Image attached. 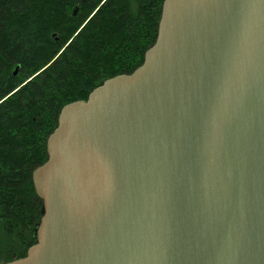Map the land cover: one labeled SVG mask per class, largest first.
<instances>
[{"label": "water", "instance_id": "1", "mask_svg": "<svg viewBox=\"0 0 264 264\" xmlns=\"http://www.w3.org/2000/svg\"><path fill=\"white\" fill-rule=\"evenodd\" d=\"M46 153L35 242L0 264H264V0H163Z\"/></svg>", "mask_w": 264, "mask_h": 264}, {"label": "trees", "instance_id": "2", "mask_svg": "<svg viewBox=\"0 0 264 264\" xmlns=\"http://www.w3.org/2000/svg\"><path fill=\"white\" fill-rule=\"evenodd\" d=\"M162 1L0 0V263L35 242L31 173L61 107L141 64Z\"/></svg>", "mask_w": 264, "mask_h": 264}, {"label": "rangeland", "instance_id": "3", "mask_svg": "<svg viewBox=\"0 0 264 264\" xmlns=\"http://www.w3.org/2000/svg\"><path fill=\"white\" fill-rule=\"evenodd\" d=\"M33 243H34V242H33ZM33 243H31V244H33ZM27 249H28V247L25 248V252H24V253H26ZM22 252H23V250H22Z\"/></svg>", "mask_w": 264, "mask_h": 264}]
</instances>
